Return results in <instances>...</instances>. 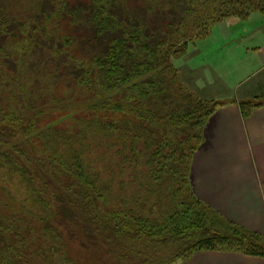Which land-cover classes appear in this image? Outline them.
Instances as JSON below:
<instances>
[{
    "label": "trees",
    "instance_id": "1",
    "mask_svg": "<svg viewBox=\"0 0 264 264\" xmlns=\"http://www.w3.org/2000/svg\"><path fill=\"white\" fill-rule=\"evenodd\" d=\"M31 4L32 20L0 18V264H23L26 215L121 246L139 264L163 262L160 252L182 262L201 251L264 259V237L191 189L203 128L225 104L175 87L170 64L215 23L264 15V0ZM239 106L249 118L264 102ZM3 172L30 203L5 190Z\"/></svg>",
    "mask_w": 264,
    "mask_h": 264
},
{
    "label": "rangeland",
    "instance_id": "2",
    "mask_svg": "<svg viewBox=\"0 0 264 264\" xmlns=\"http://www.w3.org/2000/svg\"><path fill=\"white\" fill-rule=\"evenodd\" d=\"M32 0H0V18L8 16L14 21H29L34 15ZM58 4V2H53ZM204 16V15H203ZM199 24V26H198ZM206 25L203 21H196L195 29L202 30ZM191 30V29H190ZM264 44V15L253 13L248 20L240 21L231 17L224 22L215 23L211 27L210 35L205 39L195 40L188 44L186 53L170 62L175 69L178 81L175 87L181 86L187 93L197 98L212 96L204 94L207 90L214 89V96L221 99L227 96H238L240 89L250 91L256 87L264 92V70L261 68L257 54H241L246 48H253ZM167 49L163 48L165 51ZM240 58L235 60L234 58ZM191 69H193L191 71ZM173 75L172 73L170 76ZM203 92V93H202ZM261 92V91H260ZM210 98V97H207ZM200 98L201 100H215ZM219 99V98H218ZM216 99V101L218 100ZM264 102V97L254 99L253 102ZM100 150L102 148L98 147ZM4 173V172H3ZM4 176L6 174L4 173ZM2 179V178H1ZM5 190L16 201L30 203V194L19 183L17 178L3 177ZM2 184V181H0ZM0 188V195H1ZM6 198V194L4 195ZM3 208H0L2 211ZM53 211V210H51ZM4 213L5 210H4ZM24 217V214L21 215ZM51 224L46 227L44 222H36L34 218L26 215L25 248L21 252L23 264H139L141 260L130 258L123 247L116 245L115 251H111L108 243H86L77 235H72V230L56 227ZM30 227L32 228L30 230ZM55 239H53V238ZM118 244V243H116ZM90 245H95L90 248ZM159 256L164 261L159 264H181L182 261L170 259L166 252H160ZM152 264H155L153 262Z\"/></svg>",
    "mask_w": 264,
    "mask_h": 264
},
{
    "label": "crops",
    "instance_id": "3",
    "mask_svg": "<svg viewBox=\"0 0 264 264\" xmlns=\"http://www.w3.org/2000/svg\"><path fill=\"white\" fill-rule=\"evenodd\" d=\"M249 53L259 56V71L264 70V44L241 52ZM256 88L248 92L240 89L241 94L233 98L214 96V89L204 92L212 96L200 94L203 99L219 98L217 101L225 105L203 128L190 163L189 180L195 197L203 204L230 223L264 237V106L253 110L249 118L243 116L239 106L240 102L264 97V92ZM181 264H264V259L201 251Z\"/></svg>",
    "mask_w": 264,
    "mask_h": 264
}]
</instances>
